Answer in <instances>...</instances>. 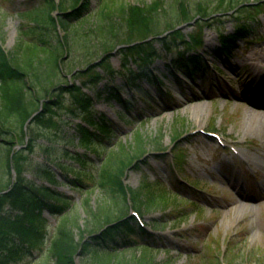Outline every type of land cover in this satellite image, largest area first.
I'll list each match as a JSON object with an SVG mask.
<instances>
[{
  "label": "rangeland",
  "instance_id": "obj_1",
  "mask_svg": "<svg viewBox=\"0 0 264 264\" xmlns=\"http://www.w3.org/2000/svg\"><path fill=\"white\" fill-rule=\"evenodd\" d=\"M35 1L28 4L27 0H0V42L9 53H18L21 60H26L24 52L27 43L44 39L48 42L47 49L54 50L59 46L58 36L68 35V52L63 50L64 74L56 70L50 79L57 85L79 86L81 81L75 79V72L87 71L92 58H95L94 62H99L93 47L99 39L90 31L99 25L98 14L102 3L99 0H85V4L91 3L86 15L70 20L68 31H51V35H47L49 33L41 26L35 29V22L22 15L30 7L43 8ZM66 1L68 5L73 2ZM116 1L144 6L153 4L155 0ZM253 3L261 4L262 12L256 16L251 35L238 42L231 57L211 55L218 45V25L208 26L204 30L203 50L206 51L208 60L217 64L221 71L219 76L214 72L211 74L213 79L193 82L180 75L179 83L169 77L172 71L167 66L165 56L162 55L154 62L151 66L152 73L162 78L163 75L167 77L162 79L163 89L170 92L175 100L173 104H164L166 99L160 95L157 86L148 84L145 78L138 81L142 91L134 92L126 85V78L117 74L110 84L119 86L121 94L133 104L125 115V124L120 118L123 116V109L118 103L113 100L108 103L105 93L102 97H96L95 92L104 88L109 80L105 79L98 87L86 90L94 97L93 112L107 114L118 127V138L115 140L118 143L115 146L113 143H106V148L100 150V154L78 146L77 139L73 137L75 125L84 121L86 112L78 110V115L73 116L68 109H59V126L42 130L43 136L38 140L35 152L29 155L26 153L31 166L50 163L60 183L54 188L73 198L67 216L77 218L79 226L75 228V234L80 239V229L85 230L95 222L88 208L99 212L100 219L104 222L106 215L113 216L115 220L120 215L117 209L125 206L126 202L98 186L86 190L71 188L64 179L65 172L57 163L62 162L74 166L77 171L85 169L96 174L112 154L119 152L121 144L126 145L133 155L138 146L137 134L143 136L144 142L140 148L145 150V155L127 171L124 182L128 188H141L142 202L147 200L149 193L154 195L156 202L151 210L144 206L140 212L145 229L156 235L153 238V250L146 253L144 248H134L135 245L131 243L125 249L99 250L96 257L78 256V264H140L145 260L153 261L154 264H264V123H248L243 113L246 106L239 100L244 98L255 104L264 102V0H253ZM65 12L68 15L73 10L70 8ZM62 13L61 8L51 15L57 17ZM235 16V13L222 16L224 22L219 26L224 32L231 33L234 30ZM184 28L186 33L193 30L191 26L185 25ZM89 50L93 57L87 54ZM111 56L112 66L116 70H122L120 52L115 51ZM46 65L44 63L42 68L48 69L49 66ZM129 67L135 69L136 65L131 61ZM122 72L125 73L126 70ZM48 78L45 75L35 80L37 88L41 89L49 84ZM182 88L185 94L182 93ZM196 97L207 98L205 112L194 111L193 108L198 104L189 101ZM71 98L70 95L66 96L68 106ZM147 101H153V106L149 108ZM202 115L204 121L200 120ZM15 129L20 132L19 126L16 125ZM213 132L218 133L220 138L210 135ZM10 138L12 139L6 135L0 137V148ZM46 146L58 149L53 159H48L44 152ZM60 149L87 155V167L70 157H64ZM178 151L184 153L181 165L177 166L179 176L200 189L177 181V174L171 163ZM12 173L13 176H10L6 167L0 168V178L5 183L13 179L15 170ZM26 176L37 184L50 186L46 178L33 175V171H28ZM69 177L72 178L70 175ZM163 192L167 196L173 193L165 203L159 201ZM192 200L198 203L194 204ZM134 206L128 203L129 210L134 208L138 211ZM109 207H113V211ZM42 217L45 221L44 249L35 250L32 258L20 264H42L46 258V249L50 246L56 225L62 217H54L49 212H44ZM107 253H111V256L107 257Z\"/></svg>",
  "mask_w": 264,
  "mask_h": 264
},
{
  "label": "trees",
  "instance_id": "obj_2",
  "mask_svg": "<svg viewBox=\"0 0 264 264\" xmlns=\"http://www.w3.org/2000/svg\"><path fill=\"white\" fill-rule=\"evenodd\" d=\"M27 1L31 4L34 0ZM99 1L102 3L98 14L100 22L96 29L90 31L99 39L93 46L95 57L99 62H94L95 58L89 59L92 62L88 63V72L74 70L75 79L80 80L82 86L93 88L104 78L109 79L110 82L117 74H122L126 78L127 86L133 91L135 88L142 90L138 84L141 78H146L151 84L155 83V80L160 81L150 73V68L162 55L166 57L169 55L168 65L172 69L195 79L196 75L208 69L205 57L199 51L203 47L205 28L218 25L220 46L215 49V53L229 57L235 50L237 41L251 34L256 16L262 12L261 4L253 3V0L198 2L155 0L153 4L144 6L119 3L116 0ZM35 2L43 8L30 7L23 11L22 15L35 22V29L41 26L49 33L47 35H51V31L57 29L68 31L70 20L80 19L90 11V3L85 4V0H73L71 5H68L66 0ZM61 8L62 15L57 17L51 15ZM70 8L73 12L66 15L65 11ZM230 13L236 15L235 29L233 33L225 34L219 25L224 22L222 16ZM191 22L195 24L191 25ZM184 24H190L193 27L192 32L185 33L184 29H177ZM58 38L59 46L54 50L47 49L48 42L44 39H40V42L27 43L24 52L26 60H21L18 53H9L0 42V137L4 135L12 137L10 141L2 143L5 146L0 148V168L6 167L10 176H13L12 172L15 170L17 175L14 181L9 179L6 183L0 178V264H20L32 258L35 250L43 249L45 221L42 214L44 212H49L53 216L60 215L62 220L57 225L55 237L42 264L47 262L78 264V256L96 257L99 250L115 251L129 247L131 243L135 245L134 248L142 247L147 253L153 249V243L155 244L154 235L142 228L134 217H129L128 207V203H131L139 211L143 206L150 211L156 202L154 195L149 193L147 201L142 202L141 188L139 190L128 188L124 182L127 171L145 155V150L142 151L140 148L144 142L140 134L136 136L138 146L133 155L126 145L121 144L119 152L106 159L107 162L96 174L85 169L77 171L74 166L62 162L57 163L65 172L64 179L71 188L86 190L98 186L104 191L116 194L126 202L125 206L117 209L120 215L115 220L113 216L106 215L104 222L100 219L99 212L88 208L95 222L85 230L80 229V239L75 234V228L79 226L77 218L67 216L73 198L54 188L60 183L51 164L38 163L32 166L30 164V158L26 153L29 155L35 152L36 146L39 145L38 140L43 136L42 130L59 126L57 120L59 109H68L73 116L78 115V110L86 112L84 118L86 124H77L75 128L74 139L78 140L80 147L98 151L100 154V150L106 148L105 144H111L117 135V127L107 115L92 111L94 99L82 92V86L57 85L50 79L56 70L64 74L63 50L68 52L69 49V36H58ZM158 44L160 47H157ZM113 51H118L122 55V70H126L125 73L122 70H115L112 66ZM87 54L93 57L90 50ZM130 61L136 64V69L129 67ZM44 63L48 64V69L42 68ZM45 75L49 77V84L38 89L35 80ZM160 92L163 94L162 91ZM103 93H107V100H116L122 106L124 111L120 118L124 121L126 112L132 106L131 100L121 96L120 87L109 83L105 84L104 89L96 91V96L101 97ZM68 95L72 97L69 106L66 100ZM147 103L153 105L150 101ZM41 106L42 111L33 117ZM29 120L31 121L27 124ZM16 125L20 127V132L16 131ZM57 150L52 146L44 148L48 159H53ZM60 151L63 152L64 157H70L87 167V155L83 156L78 152L64 149ZM183 155L184 153L180 151L175 155L176 165H181ZM28 171L46 178L50 186L37 184L36 181L28 179L26 176ZM169 198L170 196L163 192L159 196V201L165 203ZM88 204L89 200L86 201L87 206ZM103 209L104 207L101 213L104 212ZM112 209L113 207H109V210ZM138 239L143 243H137ZM106 255L111 256V253ZM140 264L154 263L145 260Z\"/></svg>",
  "mask_w": 264,
  "mask_h": 264
},
{
  "label": "bare ground",
  "instance_id": "obj_3",
  "mask_svg": "<svg viewBox=\"0 0 264 264\" xmlns=\"http://www.w3.org/2000/svg\"><path fill=\"white\" fill-rule=\"evenodd\" d=\"M190 103H196V105L198 104V106L194 107V111H202L205 112L207 110L206 108V102H207V98L205 97H197L194 100L189 101ZM247 103H245L246 106V110L243 112L244 115L247 118V122L252 124H263L264 123V111H257L256 109L252 108L253 106L250 105H260V106H264V102L262 103H254L252 101H247ZM203 118H200L201 121H204V115H202ZM253 125V124H252Z\"/></svg>",
  "mask_w": 264,
  "mask_h": 264
}]
</instances>
